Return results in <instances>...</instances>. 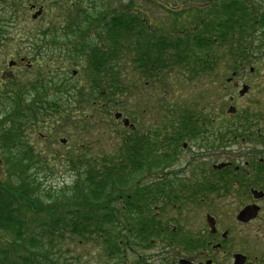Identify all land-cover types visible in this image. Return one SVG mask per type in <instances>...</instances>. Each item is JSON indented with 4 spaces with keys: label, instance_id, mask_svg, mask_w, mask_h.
Segmentation results:
<instances>
[{
    "label": "trees",
    "instance_id": "1",
    "mask_svg": "<svg viewBox=\"0 0 264 264\" xmlns=\"http://www.w3.org/2000/svg\"><path fill=\"white\" fill-rule=\"evenodd\" d=\"M82 3L84 0H53L47 6L49 11L56 8L63 14L25 31L37 75L26 86L19 87L14 78L7 81L11 87H0V264H77L80 256L73 257L75 252L67 242L77 246L91 241L100 251L104 249L109 261L116 258L123 264L124 251L119 249L134 245L145 230L115 227L120 220L114 208L121 209L122 222H143L142 200L147 198L132 194L143 188L140 177L145 154L158 151L157 131L149 129L159 125L163 111L191 109L193 100L177 97L178 78L185 86L196 85L204 79L202 74L216 72L218 65L237 62L239 43L245 36L240 25L253 24L255 16L264 15V0ZM30 5L44 9L38 0H0V47L10 40V30L19 22L32 23ZM153 8L165 13L161 21H149L146 11ZM77 68L85 79L70 88L73 100L76 96L73 108L62 107L51 97L36 100L30 94L47 87L49 74L67 75ZM149 86L142 98L131 93ZM169 89L172 95H168ZM82 108L92 117L95 113L94 118L78 115ZM144 111L150 120L148 137L142 129ZM115 113L137 116L139 133L129 138L122 129L109 148L112 152L89 157L81 144L72 156L59 155V162L74 172V179L57 189L44 187L37 178L43 172L44 158L25 139L26 132L50 126L53 132L46 134L57 137L92 120L110 130L117 122ZM45 168L49 169L46 162ZM51 174L53 170L43 176Z\"/></svg>",
    "mask_w": 264,
    "mask_h": 264
},
{
    "label": "flooded vegetation",
    "instance_id": "2",
    "mask_svg": "<svg viewBox=\"0 0 264 264\" xmlns=\"http://www.w3.org/2000/svg\"><path fill=\"white\" fill-rule=\"evenodd\" d=\"M253 20L240 25L238 61L202 74L206 88L191 109L163 111L149 129L157 131L158 151L145 154L143 188L132 194L147 198L143 222H122L114 208L115 227L145 230L119 249L123 264H264V15ZM7 68L5 76H14L17 63ZM126 119L133 138L137 116Z\"/></svg>",
    "mask_w": 264,
    "mask_h": 264
},
{
    "label": "rangeland",
    "instance_id": "3",
    "mask_svg": "<svg viewBox=\"0 0 264 264\" xmlns=\"http://www.w3.org/2000/svg\"><path fill=\"white\" fill-rule=\"evenodd\" d=\"M38 1L39 3H42V5H44L45 12L36 20H34V22L31 20L32 23H30V25L28 26H26V24H24L22 21L19 22L12 31L10 30V40L0 47V77L1 73L8 69L7 63L10 60L18 61V53H24L23 57L29 61V68L25 66V63L18 62L17 68L11 70V72L15 76L16 85H18L19 87H21L22 84L25 86L30 84V81L34 79L35 75H37L34 71V63L30 62L32 52L29 49L28 36H26L25 31L28 29H38L40 25L44 26V23L47 22L50 18H56L63 14V10L57 11L56 8L53 11H49L47 6L52 3L53 0ZM66 1L71 2V0ZM88 1L90 2L93 0H84V3H82V5H86ZM117 5V3H113L114 7H116ZM37 8L38 6H36L35 10H37ZM34 11H30L28 13L29 19H31L30 16ZM146 14L149 18V21L153 22L161 21L163 19L162 14L165 15L162 10H158L155 8L149 10L147 9ZM14 31H22L24 32V35L20 37L19 35H17V33H14ZM51 50L54 53L57 52V49L51 48ZM53 55L56 56L55 54ZM58 65L61 66L59 62ZM75 70V75L72 74L73 70H71V73L67 75L63 73H58L56 75L49 74L47 79V87L41 89L38 92L33 91L30 94L33 98H36V100H49L50 98L48 97H51L52 101H57L62 107L63 104H66L69 105L70 108H73L75 106L76 96L74 94L75 99L73 100V93L70 88L74 85L73 83H76L79 80L83 82L85 79L82 74L83 72H81L79 68ZM173 80L176 81V79ZM44 81L46 80L44 79ZM178 83L179 84L176 85V89L177 91L179 90V94L177 96L179 100H194V98H196V95H199L200 92L206 88V84L200 85L199 82H197L196 85L186 86L183 85L181 81H179ZM65 84L67 86L64 87ZM0 85L1 89L4 90L6 87H11L12 84L7 82V80L2 81L0 78ZM48 89L50 90V93H46ZM150 89L151 87L149 86L140 90H134L131 93L137 98H142L147 95ZM170 89L168 91V95H172V93H170ZM81 114L85 117H90L91 119H93L95 116V113H93L92 117V113H89L86 108H82V111L78 115ZM122 129L123 126L120 120L115 122V126H113V128H111L110 130L108 126H105L102 122L92 120L87 124L84 123L80 125H74L67 131L59 134L57 137H47L46 132L48 130H50V132H53L52 127L50 126L36 133L27 131L25 134V139L31 144L34 151L39 155V157L44 158H40L43 162V172L39 173L37 178L43 182V186L46 188L57 189L62 186V184L69 185L73 181L75 174L74 172L70 171L68 167H64V165L59 162L60 159L58 156L61 154L64 157L72 156L75 148L77 146H80L81 144H83L84 146L83 151H88L87 156L89 157L94 156L95 153L102 154L105 152H112V150H110L109 148L111 146L113 147V139L119 138ZM102 132H104L105 134L103 135ZM60 138H64L66 140L65 145L59 143ZM45 162L47 163L49 169L45 168ZM1 166L2 165L0 159V171L2 169ZM50 170H53V174L44 177L43 174L49 172ZM67 244L69 248L73 252H75V256L73 257L77 258L78 256H80L77 264H111L109 259L106 258L104 249L102 248V250L100 251L99 246H97L96 243H93L92 241L90 243L86 242L77 246L69 242H67Z\"/></svg>",
    "mask_w": 264,
    "mask_h": 264
},
{
    "label": "water",
    "instance_id": "4",
    "mask_svg": "<svg viewBox=\"0 0 264 264\" xmlns=\"http://www.w3.org/2000/svg\"><path fill=\"white\" fill-rule=\"evenodd\" d=\"M41 12H42V9L41 8H39L38 10H37V12H35L33 15H32V19H36L40 14H41ZM12 65V63H10L9 64V66H11ZM6 75V73L5 74H3V78H5V77H10L11 75L9 74L8 76H5ZM120 117V115L119 114H116L115 115V118H119ZM123 123L125 124V125H127V119H124L123 120ZM62 142H64V140H62Z\"/></svg>",
    "mask_w": 264,
    "mask_h": 264
}]
</instances>
